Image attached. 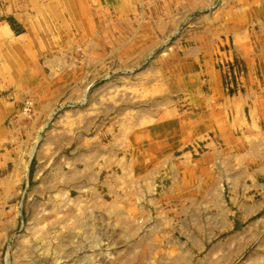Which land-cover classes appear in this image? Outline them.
Returning <instances> with one entry per match:
<instances>
[{"label":"rangeland","instance_id":"obj_1","mask_svg":"<svg viewBox=\"0 0 264 264\" xmlns=\"http://www.w3.org/2000/svg\"><path fill=\"white\" fill-rule=\"evenodd\" d=\"M0 135V264H264V0H0Z\"/></svg>","mask_w":264,"mask_h":264},{"label":"crops","instance_id":"obj_2","mask_svg":"<svg viewBox=\"0 0 264 264\" xmlns=\"http://www.w3.org/2000/svg\"><path fill=\"white\" fill-rule=\"evenodd\" d=\"M206 54H210V52H207ZM234 146L236 145L230 144V146L229 147L227 146L225 149L234 148ZM261 166L262 165H260V163L255 164L252 166V169L253 171H255V170L260 169ZM246 189H247V186L243 184L241 185L240 188L238 187L236 190H234V200L233 201L236 200V203H237L236 212L238 213V215L246 217V218L261 215L262 213H264V204L256 203L254 200V197L253 199H250V194L248 193ZM252 219L253 220L249 221V225H252L255 229L258 230L264 226V219H260V218L258 219L252 218Z\"/></svg>","mask_w":264,"mask_h":264},{"label":"bare ground","instance_id":"obj_3","mask_svg":"<svg viewBox=\"0 0 264 264\" xmlns=\"http://www.w3.org/2000/svg\"><path fill=\"white\" fill-rule=\"evenodd\" d=\"M164 47V46H163ZM87 97V96H86ZM28 100V99H27ZM24 102V101H23ZM30 103V102H29ZM40 104V103H39ZM28 105V104H27ZM40 105H42L43 106V104L41 103ZM46 107V106H45ZM47 107H48V105H47ZM33 109V108H32ZM31 109V111L33 112V110ZM24 114H25V111H24ZM26 118V117H25ZM4 127H5V125H4ZM2 130V129H1ZM8 131V130H7ZM6 133V132H5ZM40 133V132H39ZM1 136V135H0ZM35 147V145L33 144V148ZM32 148V149H33ZM31 149V150H32ZM31 150H29V151H31ZM31 154V153H30ZM33 154H34V152H33ZM32 157V156H31ZM29 167V166H28ZM7 179V178H6ZM19 210H20V208H19Z\"/></svg>","mask_w":264,"mask_h":264}]
</instances>
